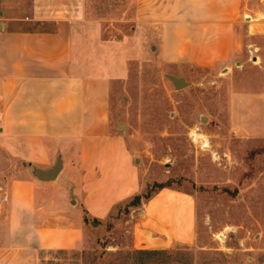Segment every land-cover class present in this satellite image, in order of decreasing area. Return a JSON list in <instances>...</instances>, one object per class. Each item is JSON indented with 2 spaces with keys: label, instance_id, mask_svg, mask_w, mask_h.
I'll return each instance as SVG.
<instances>
[{
  "label": "crops",
  "instance_id": "1",
  "mask_svg": "<svg viewBox=\"0 0 264 264\" xmlns=\"http://www.w3.org/2000/svg\"><path fill=\"white\" fill-rule=\"evenodd\" d=\"M127 2L119 20L134 24L107 36L108 19L89 0H0V196L10 244L78 247L84 214L102 218L139 192L110 101L146 50L163 64L260 69L257 90L232 92L230 122L234 134L264 136V0ZM58 160L54 179L33 175ZM135 209L134 247L194 240L190 195L164 187Z\"/></svg>",
  "mask_w": 264,
  "mask_h": 264
},
{
  "label": "rangeland",
  "instance_id": "2",
  "mask_svg": "<svg viewBox=\"0 0 264 264\" xmlns=\"http://www.w3.org/2000/svg\"><path fill=\"white\" fill-rule=\"evenodd\" d=\"M89 1L94 14L108 19L105 35L129 32L134 23L119 20L127 19V0ZM249 63L233 70L163 64L146 50L110 101V125L135 159L139 192L102 218L84 214L83 243L64 249L10 244L0 196V264H264V136L234 134L230 122L232 92L261 84L262 71ZM168 75L187 85L175 88ZM161 185L193 198L195 238L138 249L132 235L138 211L129 202L136 194L153 196Z\"/></svg>",
  "mask_w": 264,
  "mask_h": 264
},
{
  "label": "water",
  "instance_id": "3",
  "mask_svg": "<svg viewBox=\"0 0 264 264\" xmlns=\"http://www.w3.org/2000/svg\"><path fill=\"white\" fill-rule=\"evenodd\" d=\"M168 77L173 82L175 88H181V87L187 85V83L184 81L183 78L176 77L174 75H168ZM121 127H123V125H121ZM60 168H61V161L58 160L57 163L49 170L42 171L39 169H34L33 175L39 179H42V180L54 179L56 177V175L59 173Z\"/></svg>",
  "mask_w": 264,
  "mask_h": 264
},
{
  "label": "trees",
  "instance_id": "4",
  "mask_svg": "<svg viewBox=\"0 0 264 264\" xmlns=\"http://www.w3.org/2000/svg\"><path fill=\"white\" fill-rule=\"evenodd\" d=\"M164 187H168V185H161L159 187V189L164 188ZM151 197L150 194L148 195H140V194H136L133 196V198L130 200L129 205L130 206H136L139 207L142 203L143 200H147ZM137 253L139 255H149V254H158V253H162L160 250H138ZM142 261H140L141 263Z\"/></svg>",
  "mask_w": 264,
  "mask_h": 264
}]
</instances>
